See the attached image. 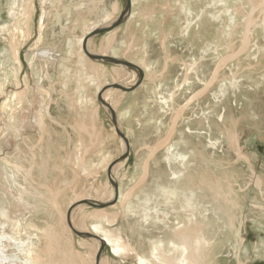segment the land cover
<instances>
[{
    "label": "bare ground",
    "instance_id": "1",
    "mask_svg": "<svg viewBox=\"0 0 264 264\" xmlns=\"http://www.w3.org/2000/svg\"><path fill=\"white\" fill-rule=\"evenodd\" d=\"M72 1L74 2V0ZM89 1L96 2V0ZM130 1L131 9L125 20L136 16H133L136 11L134 0ZM242 1L234 0L229 3V0H194L191 3L190 0H172L171 5L177 8L183 16L184 26L181 27L178 24L180 29L178 35L189 42L194 38L199 40L209 38L212 32L207 29L208 25L216 20H222L223 16L220 34L214 36L216 41L212 40L206 51L202 48V53L213 52L215 57L209 63L207 60L205 61V55L199 59L194 58L188 64L183 63L180 75L175 80L171 79V81H175L173 86L170 85L171 89L167 88L166 95L158 97L156 114L159 116V112H161L162 115L158 120L154 119V121L152 118L150 120L154 121V132L159 133L165 126L163 118L168 119L166 131L163 137L157 139L156 144L149 149L148 158L141 168V175L132 188L123 193L120 184L114 182H117L116 171L123 164V162H119L110 169L109 176H106L105 181L97 182L96 186L94 184L87 188L84 187L79 192L76 189L71 190V198L66 202L61 199L62 194L75 183L79 177L78 174L84 178L93 179L100 170L105 174L111 163L109 155L102 151L97 153L96 160H87L89 150L99 141L98 134L94 129L96 126L87 127L81 116L83 120L75 122L72 129L77 132V135H83L77 139L72 154H64L65 158L61 159V162H57L56 157L60 148L52 141L53 135L57 133L48 121L51 118L49 110L45 112L41 108L35 116V125L38 129L37 139L31 138L23 146L18 144L14 153L8 155L4 152L5 145L9 146L11 140L17 141L20 137L18 129L21 128L24 103L29 91L25 76L24 83L22 82L23 90L12 91L8 95H6V90L10 83H13L15 87L19 84L17 81L21 71L19 50L35 34V28L37 33L32 50H38L44 45H48L54 50L58 41L53 38L52 41L45 42L46 27H48L47 23L52 20L51 18H54V21L58 23L63 13L68 20L74 11L75 14H79L88 8L82 0L74 2L68 9L66 4L64 5V0H39L40 14L35 23L37 6L35 0L5 1L7 21L0 25V40L6 43L4 45L8 48L5 52L0 53V100L3 99L0 105L2 114L0 121L1 119L5 120L6 123L5 128L0 130V264H104V259L101 256L100 262L95 263V257L100 247V242L96 239L78 240V245L83 248L84 252L73 249V230L79 233L86 230L87 232L84 233L91 234L103 241L105 248L114 258L119 260L132 258L135 264H221L227 263L229 256L235 264H247L249 249L245 244L242 230L246 228V225L248 226V223L242 217V212L246 209V212L249 213L255 208L259 215L264 216V181L250 170L252 184L249 187L253 188L257 196L247 198L246 191L240 181L238 182L234 178V175H216L217 167H222L221 163L216 160L224 144L226 148L230 147L237 158L250 165L249 157L246 154H241L238 140L235 134L229 130V114H232V110L229 108L231 106H229L227 98L230 94L229 89L237 91L242 87V84L237 82L240 70L243 69L247 72L252 69V65L248 61V51L251 43L250 38L258 24L256 20L252 19L256 7L251 5L252 0H246L250 3L251 10L243 17L240 14L243 9ZM193 6L198 8L195 9ZM96 7L100 9L99 6ZM117 7L114 3L111 11L117 12ZM257 9L262 16L260 23L261 31L264 33V0ZM61 11L64 12L60 14ZM102 11V15L98 14L101 16L99 19L100 21L108 20L106 26L100 27V25H95L96 22L92 24L87 22L83 26L82 35L76 41L69 38L66 44L61 45L60 49L64 54L61 53L63 56L59 59L58 64L60 85L66 91L68 85L72 83L71 81L75 82L76 98L74 102L83 112L90 108L93 123L98 119V112L102 106L99 107L96 104L97 95L101 94L102 100L115 114L117 129L127 139L124 132L121 131L120 122L129 117V113L117 112L119 101L111 100V97L115 94L120 95V98L128 93L131 95L135 89L131 92H123L108 87L111 84H117L115 79L120 78L124 67L112 64V80L114 82L107 83L105 82L107 72L95 67L91 62L93 60L88 59L82 51V43L91 32L109 27L120 14L112 18L110 14ZM138 17L144 23L151 22L154 29L149 30V33L157 32L161 48L166 50L168 39L173 33L171 25L167 31L163 19L156 20L147 11ZM236 18L242 20L239 22L241 24L235 22ZM206 23H209L207 27ZM239 25L242 28L239 47L236 50H230L229 42L235 37L236 27ZM115 28L108 31V37L100 46V54L92 53L89 48L92 37L86 41L87 51L90 54L118 59L115 52L109 54L112 50H116L113 45ZM75 46L78 53L74 59L73 48ZM146 46L139 47L140 58L137 62L125 61L141 70L142 80L147 79L151 82L150 94H158L160 86L157 85V82L160 84L165 79L169 70L168 64L172 60L166 57L162 70L156 71L145 60ZM220 46L223 48L218 53ZM119 47L123 49V44ZM133 48L134 44L131 39L123 49L124 54L132 52ZM53 54L50 50L40 49L28 59V67L33 71L38 83L42 107L46 105L49 93L42 89L41 84L44 79H48L47 61H57L52 57ZM257 55L259 54L257 53ZM56 56L60 57V54ZM71 61L74 63V69L68 66ZM233 62L231 71L228 65ZM211 63L213 68L205 72ZM226 69L229 74L225 72ZM128 79L130 80L128 85L118 84L125 88L133 87L136 83V74L132 71L129 72ZM91 85H95L98 91L96 100L85 95L86 88ZM181 99L183 100L180 101ZM224 101L226 102L224 103ZM145 103L147 102L145 101ZM192 104H194L193 108ZM202 104L206 105L202 106ZM147 107L148 103L145 104L144 109ZM104 109L110 113L107 108L104 107ZM179 123H182L184 127L182 131H179L175 142H172ZM111 132L115 138L114 135L117 134L113 125ZM84 135L88 137L87 143L82 138ZM45 137H48V142L44 147ZM119 144L121 153H123L126 150V144L120 137ZM127 145L129 149L128 139ZM158 150L162 151L161 159L167 168V182L164 184L161 175H158L156 178L154 177V185L150 189L143 190L141 186L148 178L149 163L152 162L149 161ZM252 161L255 160L252 159ZM66 166L71 168L73 174L70 181L63 178L64 180L58 187L52 183L49 184L47 169L51 167L49 178L52 179L51 176L55 172L62 177ZM51 179L49 182H52ZM94 181L96 180L94 179ZM112 183L117 186L114 204L104 208H93L81 203L90 200L109 204L115 197L114 189L111 191L109 185ZM133 198L142 204L140 206L133 204ZM86 208L92 210L78 223L75 222L73 213L79 210L83 214ZM115 208H119L124 217L129 214L136 216L138 214L136 210L140 208L139 212L142 215L143 223L152 222L154 226L162 225L168 237L151 240L149 250L147 249L148 253H139L122 229H110L118 220L117 213L113 212ZM17 209L22 212H17ZM68 210H70V226L66 223ZM238 213L241 217L239 219ZM87 224L88 227L85 228ZM250 226L251 229H256L253 220L250 221ZM259 227L255 231L258 232ZM259 245L264 246V239L259 241ZM255 252L257 256H260L258 250Z\"/></svg>",
    "mask_w": 264,
    "mask_h": 264
},
{
    "label": "rangeland",
    "instance_id": "2",
    "mask_svg": "<svg viewBox=\"0 0 264 264\" xmlns=\"http://www.w3.org/2000/svg\"><path fill=\"white\" fill-rule=\"evenodd\" d=\"M5 1L6 0H0V25L7 21L6 14H5L6 13ZM77 1L78 0L76 1L74 0V2H77ZM82 1L85 3L86 8H88V10H85L82 13L80 12L79 14H75L76 12L74 11L72 15L68 17V20H66V17H64V13H63L64 11H61L60 14L62 13L63 14L61 15V18L58 23L54 21V18H51L52 19L50 20L51 22L49 21L47 23L48 27H46V32H45V42L48 43L52 41V39L54 38L56 41H58V43L55 44L54 50L52 49V47H49L48 45L46 46L44 45L40 47V49H47L53 52L54 54L52 57L57 59V61H54V62L47 61L48 79L43 80L41 87L43 90L49 93L48 94L49 98L46 101V105L43 107L41 105V96L39 95V91H38L39 87L36 81V77L33 71L31 70V68L28 67V59L40 50V49L32 50L33 43L35 42V39H36L35 38L36 33H37L36 28H35V34H33L32 37L21 46L19 50L21 71L19 72L18 79H17L19 84L17 87H15L13 83H10L9 85H7L6 95L10 94L12 91L23 90L24 76L29 86V91L27 95V100L24 103V112L22 114L23 118H21V128L18 129V133L20 137L17 139V141L11 140L9 143V146L6 144L4 152L8 153V155H12L18 144L20 145L22 144L23 146V144L27 142L28 140H30L31 138L37 139L38 129L35 125V116H36V113L42 108L44 109L45 112L49 110V113L51 115V118L48 119V121L51 123V126L57 133L53 135L52 141L54 142V144H56V146L60 148V150H58L59 154L56 157V159H57V162H61V159L65 158V155L72 154V151L74 149V145L77 139L83 135V134L80 136L77 135L76 134L77 132L74 129H72L73 128L72 126L75 124V122H80L84 118L85 123H86L85 125L87 127H92V125L96 126L94 129L96 130L98 134V139H99L98 144H96L89 150L87 154V160L89 161L96 160L97 153L102 151L103 153L108 154L110 157L111 163L108 166V168L111 169L115 164L119 162H123L122 166L116 171L117 182L116 181L114 182L117 184L119 183L123 193H125L130 188H132L134 184L137 182V180L139 179L141 175L142 165L144 164L145 160H147L148 158L149 149L152 148L156 144L157 139L163 137L164 132L166 131L168 119L163 118V123L165 124V126L161 128L159 133L154 132V121L156 119L157 120L160 119L159 116L162 115L161 112H159L160 114L159 116L156 114L158 97H160V95L165 96L167 88L171 89V87L173 86L175 82V81H171V79L174 78L175 80L180 75L183 63L188 64L194 58L199 59L201 56H204V55L206 56L205 61L207 60V62L209 63V61L215 57V53L213 52H209V53H202V52H203V49L205 51L207 50V47L210 45V42L212 40H215L214 39L215 35L218 34L217 36H219L220 30H221L220 25L221 23H223L222 21L223 16L221 13L222 20H216L214 22H211V24L206 23L205 25L206 27H207V24H209L207 29L211 30L212 32L209 38H207L206 40L205 39L199 40L198 38H194L193 40H191V42H189L187 40L182 39L178 35L179 30H180L178 27V24L181 25V27L184 26L183 16L182 14L178 12L177 8H174L171 5L172 0H134L136 11L134 12L133 16L135 15L136 16L133 18L132 17L127 18L120 24L121 26H118L117 28H115V34L113 36V40H114L113 45H114V49L116 50H112L109 54H112L115 52L114 54L119 60L137 62L140 58L139 47H142L143 45L145 46L147 45L145 48V52H144L146 56L145 60L146 62L152 65L153 69H155L156 71H161L165 63L166 57L170 58L172 62L168 64L169 70L166 73L167 76L166 77L164 76L165 79H163V81L160 84L157 82V85L160 86V89L158 88V94H153V93L150 94V89L152 88V84L147 79L146 80L143 79L141 80L142 84L140 83L139 88L137 89L135 88V90L131 92V95L130 93H128L126 95H123V97L120 98L119 97L120 95L118 96L115 94L111 97V100L117 99L119 101V104L117 106V112L122 113L124 111V112L129 113V117H127L124 120H121L122 122H120L121 124L120 127H122L121 131L124 132L125 136L129 140L130 148L128 149L127 157L122 161H118V158H120V156L125 152V150L123 153H121V146L119 144V136L114 135L115 138H113L112 136V132H111L112 123H111L110 113H108L107 110L105 111L104 107H102L101 104L96 100V94L98 91L96 90L95 85H91L87 87L85 90L87 93V94L85 93V95L86 96L89 95L88 98H94L96 100V104L99 107L101 106L98 112V119L96 120L95 123H93L92 116H90L92 115L91 111H89L90 108L89 110H85L83 112L78 109V107L76 106L74 102L76 98L75 82L72 80L71 81L72 83L68 85V87L66 88V91L65 89L63 90V88L61 87L60 85L61 78L59 76L60 71L58 69V64H59V59L63 56L62 54H64L62 50L60 49L61 45L66 44L67 39L70 38L72 41H76V39L82 35L83 26L87 22L89 24L96 22L95 25L97 26L100 25V27L106 26L108 23V20L100 21L99 19L101 17L100 15L103 14L102 10H104L107 14H110L113 18L123 11L125 2L124 0H100L101 2L96 0L95 3L89 0H82ZM193 1L194 0H190L191 3ZM233 1L234 0H229V3ZM38 2L39 0H35V5H37L36 6V17L34 19L35 23L37 22L38 16L40 14V7L38 5ZM74 2L72 0H64V5L66 4V7L68 9L72 6V4H74ZM261 2L262 0H252V3H251V5L256 7V10L252 14V19L256 20V22L258 23L255 28L256 30L253 31L252 37L250 38L251 43H250V47L248 51L249 53L248 61L252 65V69H250L247 72L244 71L243 69L240 70L241 72L238 74L237 82L242 84V87L240 90H237V91H231L229 89L230 94H228L227 96V98L229 99V106H231L229 108H231L232 110L231 112L232 114H229V130H231L232 133L235 134L238 140V145H239L241 154H246L249 157L250 165L247 162L237 158L235 153L230 149V147L229 149L226 148L225 144L222 145L223 149L220 150L218 154V158L216 160L218 163H221L222 165V167H217L216 175L217 174L218 175L219 174L228 175V176L234 175L235 176L234 178L238 182L240 181L241 186H243V189L246 191L247 198H253L254 196H257L253 188L249 187L252 184L250 170L254 171L264 181V53H263L264 52V37H263L264 33L263 31H261L262 26L260 23L262 20V16L259 10L257 9L258 5H260ZM67 3L69 4L67 5ZM114 3L118 6L117 8L119 9V10L117 9V12L115 13L111 11ZM241 4L243 6V9L240 11V14L241 16L245 17L251 10L250 5H249L250 3H248L246 0H243ZM96 6H99L100 9H98ZM193 7L195 9L198 8L197 6H193ZM145 11L150 13L151 16H153V18L156 20L163 19L164 24L166 25L165 28L167 29V31H168L169 25H171V29H172L171 31L173 33L171 32L172 35L168 39L166 50L161 48V45L157 39V35H156L157 32L149 33V30L154 29L151 22L148 21L144 23L142 19L138 17L140 14H142ZM229 18H230V15H229ZM174 19H177V20L175 21ZM239 20H240L239 18H236L235 22L239 23L242 21V20L240 21ZM107 33L109 32H106L104 34H99V35H96V37L93 36L91 38L89 48L92 53L100 54L101 52L100 46L103 44L102 42H104L105 39L108 37ZM131 35L133 36L132 38H131ZM241 37H242V28L239 25L236 27L235 37H233L231 41L229 42L230 50L232 49L236 50V48L239 47ZM131 39L133 41L134 48L132 52L125 55L123 49L125 45H127L128 42L131 41ZM0 43H1L0 53H2V51L5 52L8 49L6 48L7 46L4 45L6 43H4L1 40H0ZM121 44H123V49L119 47L121 46ZM76 48H77L76 46L73 48L74 49V57H73L74 59L76 58V54L78 53ZM222 48L223 47L220 46L218 53L219 51L222 50ZM257 53L259 55H257ZM58 54H60V57L56 56ZM38 60H40V58H38ZM91 62H93L95 67H98V69H103L107 72V75L105 78L106 81L103 79V82L104 81L107 83L114 82L112 80V67H113L112 64H109L106 62H98V61H91ZM50 64L51 65L53 64V65L51 66ZM233 64L234 62L228 65L229 70L231 71L233 70ZM73 65H74L73 61H71L68 64V66H70L71 69H74ZM212 68H213V65L211 63V65H209L208 68L205 69V72L209 71ZM131 71L136 74V82H137L138 81L137 71L132 68H124V72L121 74L120 78L115 79L116 83L128 85L130 81L128 79V73ZM227 71L228 69H226L225 72L229 74ZM170 85L172 86L170 87ZM103 89L105 90L106 88H103ZM2 100L3 99L0 100V105H1ZM144 100L148 103V107L146 109H144V106L147 103H145ZM182 100L183 99H181L180 101ZM225 102L226 101H224V103ZM205 105L206 104H202V106H205ZM191 107L193 108L194 104H192ZM74 112L77 114H75ZM0 117H2L1 113H0ZM151 118L152 120L154 119L155 120L152 121L150 120ZM4 121L5 120H2V119L0 121V130L5 128L6 123ZM179 124L177 125L178 130L176 131L172 139V142H175L176 138H178V134L180 133L179 131L180 130L182 131L184 127L182 123L180 125ZM86 136L87 135H84L82 138L87 143L88 137ZM47 138L48 137H45L44 147H45V144L48 142ZM241 147L243 148L241 149ZM161 154H162V151L158 150L154 154L153 158L150 159L149 162L151 161L152 162L149 163V166H150L149 175H148L147 180L145 179L144 183L141 186L143 187V190L150 189L154 185L153 183L154 177L156 178L158 175H161L163 179V183L166 184L167 168L161 159ZM252 159L255 161H252ZM50 169L49 168L47 169V171H49L47 172L48 173L47 179H49L48 183L49 184L52 183L54 186H57V187L60 186L62 183L61 181L64 180L63 178L68 179L70 181V179L73 177L71 168L66 166L64 167L65 173L64 175H62V177L61 175L57 174V172H55L51 176L52 177L51 179L49 178ZM103 173L104 172L100 170L93 179H87L81 176L80 174H78L79 177H77L75 183L71 186L72 189H70L71 188L70 187L69 189L65 190V192L62 194L61 199L66 202L67 200L71 198L70 196L71 190L76 189V191L79 192L84 187L87 188L89 185H94V184H95L94 186H96L98 185L99 182L105 181L106 180L105 178L107 176V171L105 174ZM50 179L52 182H49ZM94 179L96 181H94ZM109 185L112 191L113 186L112 184H109ZM132 202L135 205L138 204L137 206H140L142 204V202H138L134 198L132 199ZM91 210H92L91 208H86L84 211L85 214L84 213L81 214L79 210L74 212L73 213L74 221L78 223L83 217L87 216ZM136 211L138 213L136 216L133 214H129L124 217L121 213V210L119 208L118 209L115 208L113 212L117 213L118 220L116 224H114V226L110 229L111 230L116 229V228L122 229L123 233L127 236V238L130 239L131 242L136 246V248L138 249V252L147 254L149 250V242H151V240L153 241V240L165 239L168 237V235L166 234V231L162 228V225L154 226L152 222L148 224L143 223V221L141 220L142 215H140V212H139L140 208H138ZM17 212H22V211L17 209ZM239 216L240 214L238 213L237 214L238 219L241 218ZM242 217L244 218L246 223H248V226L246 225L245 226L246 228L242 230L243 231L242 234L244 235V239L246 241L245 244L248 246L247 249H249V251L247 252L248 254L247 264H264V246L259 245V241L264 239V216L259 215V213L254 208L249 213H247L245 209L244 212H242ZM251 220H253V223L256 226L255 230H257L258 229L257 227L260 226L258 232L251 229V226H250ZM86 227H88V224L85 225V228ZM84 232H87V231L82 230L81 233H84ZM72 237L74 239L73 249L76 251L84 252L83 248H81L78 245V240L86 239V238H81L74 234ZM257 250L260 256H257L255 252ZM102 257L104 259V264H118V263L119 264H135V261L132 258L123 259V260L114 258L109 253L108 249L106 248H104L101 253V258ZM221 264H235V262L229 256L227 263H221Z\"/></svg>",
    "mask_w": 264,
    "mask_h": 264
},
{
    "label": "water",
    "instance_id": "3",
    "mask_svg": "<svg viewBox=\"0 0 264 264\" xmlns=\"http://www.w3.org/2000/svg\"><path fill=\"white\" fill-rule=\"evenodd\" d=\"M125 2V5H124V9L123 11L119 14L118 18L115 20V22H113L109 27L107 28H100V29H96L94 30L93 32H91L87 38L84 39L83 43H82V51L83 53L85 54V56L90 59V60H93V61H100V62H106V63H109V64H113V65H120L124 68H132L134 70L137 71L138 73V81L135 83V85L133 87H129V88H125L119 84H111L110 88H114V89H118L120 91H123V92H131L132 90H134L140 83H141V80L143 78V75H142V72L139 68H137L135 65L129 63V62H126V61H123V60H119V59H116V58H112V57H108V56H99V55H94V54H90L87 49H86V41L88 38H91L93 36H96V35H99V34H102V33H105V32H108V31H111L112 29H114L115 27L119 26L126 18V15L129 13L130 9H131V1L130 0H124ZM97 100L98 102L104 106L105 108H107L110 112V117H111V123L112 125L114 126L115 128V132L116 134L121 138L123 139V141L125 142L126 144V150L125 152L120 156V158H118V161H122L124 160L127 155H128V145H127V139L123 136V134L117 129V126H116V118H115V114L114 112L111 110V108L102 100L101 98V94H98L97 95ZM109 173H110V168L107 169V175L109 176ZM112 186H113V189H114V193H115V197L114 199L109 203V204H101L99 202H94V201H90V200H86V201H83L81 202L82 204H86L90 207H93V208H104L106 206H109V205H112L116 202V193H117V186L115 183H112ZM69 213H70V210H68L67 212V223H68V226H70L69 224ZM74 234L76 236H79L81 238H91V239H96L100 242V247H99V250L96 254V257H95V263H97L99 261V258L101 256V253L103 251V249L105 248V245L103 243V241H101L99 238L95 237V236H92L91 234H88V233H79V232H76L74 231Z\"/></svg>",
    "mask_w": 264,
    "mask_h": 264
}]
</instances>
